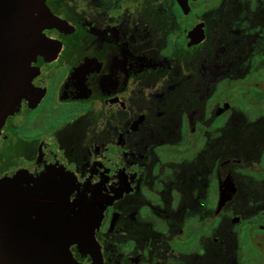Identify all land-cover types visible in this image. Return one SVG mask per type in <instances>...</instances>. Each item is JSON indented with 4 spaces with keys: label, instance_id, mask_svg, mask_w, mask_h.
Masks as SVG:
<instances>
[{
    "label": "flooded vegetation",
    "instance_id": "flooded-vegetation-1",
    "mask_svg": "<svg viewBox=\"0 0 264 264\" xmlns=\"http://www.w3.org/2000/svg\"><path fill=\"white\" fill-rule=\"evenodd\" d=\"M46 4L41 93L1 125L0 175L49 148L103 185V264H264V0Z\"/></svg>",
    "mask_w": 264,
    "mask_h": 264
},
{
    "label": "water",
    "instance_id": "water-1",
    "mask_svg": "<svg viewBox=\"0 0 264 264\" xmlns=\"http://www.w3.org/2000/svg\"><path fill=\"white\" fill-rule=\"evenodd\" d=\"M57 19L46 0H0V128L22 98L39 97L32 63L52 50ZM108 202L103 185L75 180L53 149L20 160L0 175V264H103L93 231ZM75 245L91 259L78 262Z\"/></svg>",
    "mask_w": 264,
    "mask_h": 264
}]
</instances>
